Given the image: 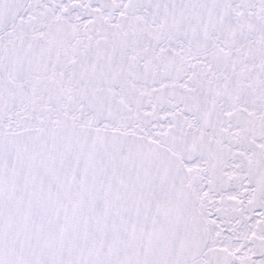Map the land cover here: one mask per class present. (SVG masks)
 <instances>
[{"label": "snow or ice", "instance_id": "obj_1", "mask_svg": "<svg viewBox=\"0 0 264 264\" xmlns=\"http://www.w3.org/2000/svg\"><path fill=\"white\" fill-rule=\"evenodd\" d=\"M0 264H264V0H0Z\"/></svg>", "mask_w": 264, "mask_h": 264}]
</instances>
